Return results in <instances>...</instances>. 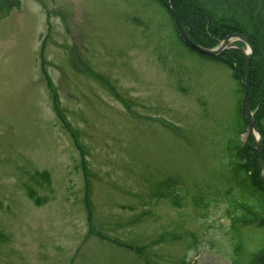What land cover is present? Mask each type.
I'll return each mask as SVG.
<instances>
[{
	"label": "rangeland",
	"instance_id": "obj_1",
	"mask_svg": "<svg viewBox=\"0 0 264 264\" xmlns=\"http://www.w3.org/2000/svg\"><path fill=\"white\" fill-rule=\"evenodd\" d=\"M215 1L254 34L264 0ZM233 74L156 0H0V264H234L235 245L252 264Z\"/></svg>",
	"mask_w": 264,
	"mask_h": 264
},
{
	"label": "trees",
	"instance_id": "obj_2",
	"mask_svg": "<svg viewBox=\"0 0 264 264\" xmlns=\"http://www.w3.org/2000/svg\"><path fill=\"white\" fill-rule=\"evenodd\" d=\"M179 12L181 14L182 21L189 33V35L196 41L201 42L203 40L209 39L213 37H217V41L223 40L226 38L229 34L239 32L240 28H238V23L234 22L232 24L226 23L223 20L219 21H213V18H210V16L205 12L202 7H196L194 6L190 1L187 2H180L179 4ZM257 22V33H263L264 34V11L256 17ZM226 23V24H225ZM207 41V40H206ZM213 41V40H212ZM216 44V43H215ZM206 45L211 46L210 43H206ZM214 46V44H213ZM237 56V55H236ZM235 56V62L238 63L239 67L241 68L240 71L242 74H244V60L243 57H236ZM207 59H212L217 61L215 58L206 57ZM230 68H233L232 64L226 63ZM257 65V67H256ZM254 69H256L254 71ZM252 78L257 82V85H255V90L258 91L254 93V96L252 95L251 98V107L254 110L255 108H258L259 112H264V60L260 57L259 61H255V59L252 62ZM236 79H238L236 77ZM239 80V79H238ZM239 82V81H238ZM243 93V86H240ZM254 87V85H253ZM253 91V92H254ZM259 123V121H258ZM245 130V127H242V131ZM264 135V133H263ZM248 150V148H247ZM238 150L237 152L239 153ZM246 151V149H245ZM249 151V150H248ZM254 155V154H253ZM255 156V155H254ZM256 158V157H255ZM257 160V158H256ZM236 161L238 162L237 168L241 170L244 169V173L249 178L252 186L255 188L257 192H259L262 197L264 198V191L262 188V182L260 180V168L257 160L258 165V176L256 174H251V171L246 166L245 161L240 156H236ZM248 168V169H247ZM229 195V194H228ZM238 210V209H235ZM234 210V211H235ZM232 213V211L230 210ZM259 216H255L254 214H251L248 212L243 218H237L232 217L234 225H247L250 223H256L259 227H264V218ZM235 215V214H234ZM255 264H264V255H262Z\"/></svg>",
	"mask_w": 264,
	"mask_h": 264
},
{
	"label": "flooded vegetation",
	"instance_id": "obj_3",
	"mask_svg": "<svg viewBox=\"0 0 264 264\" xmlns=\"http://www.w3.org/2000/svg\"><path fill=\"white\" fill-rule=\"evenodd\" d=\"M166 8H169L168 6V0H159ZM190 1L194 6L199 7L207 12V14L210 16V18H213V21H219V20H223L225 21L227 24L230 23H238L239 25L238 28H240L239 32H235V33H231L229 34L226 38H224L223 40L217 41V37L214 38L213 40V45H211V47L209 48H216L218 47L221 43H223L228 37L232 36V35H242L244 37H246L251 43V46L253 47L254 50V57L253 60L257 57L260 56L263 60H264V34L263 33H257V22L255 23L254 26V31L251 35H248L249 32H247V30H245V26L242 24V16L240 14L233 16L232 13L228 12V11H224V9H219V6L216 5L218 4L215 0H174V3L178 9L180 2H187ZM210 2V5H207V2ZM228 8V7H227ZM226 8V10H228ZM234 8V7H233ZM236 9V8H234ZM248 10V8H246ZM262 10L264 11V7L262 9H260V11L256 14V17L262 12ZM179 11V9H178ZM238 13V12H237ZM225 23V24H226ZM216 43V44H215ZM246 46L244 43L240 42L239 40H237L236 38L232 41L231 45H229L224 52L222 53V55L217 59V63L221 64H226V63H230L232 64L233 68H234V77L238 78L239 81H242V73L240 71V67L238 65V63L235 62V56L236 57H243V51L245 50ZM244 60V59H243ZM236 64V65H235ZM235 66H237V69L235 68Z\"/></svg>",
	"mask_w": 264,
	"mask_h": 264
},
{
	"label": "water",
	"instance_id": "obj_4",
	"mask_svg": "<svg viewBox=\"0 0 264 264\" xmlns=\"http://www.w3.org/2000/svg\"><path fill=\"white\" fill-rule=\"evenodd\" d=\"M170 2V9L172 10L178 29L180 31L181 37L189 47L193 48L194 50L198 51L201 54L208 55V56H213L217 57L223 53V51L226 49V47L229 45L230 39L231 38H237L240 39L242 42L246 43L249 47V52H244V59H245V70H246V79H245V96L243 100V114L245 116V119L247 120L248 123V144L249 140L253 139L254 140V146L250 147L253 153L257 156L260 167L262 168L261 172V178H262V184H263V189H264V143H263V137L261 134V131L258 129L254 114L251 110L250 106V100H251V64H252V59L254 55V50L253 47L251 46V42L241 36V35H236L228 38L226 42L223 44L221 48L218 50H206L197 44H195L192 39L189 37L187 34L183 23L180 19L179 13L176 9L174 0H169Z\"/></svg>",
	"mask_w": 264,
	"mask_h": 264
}]
</instances>
